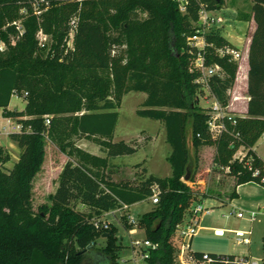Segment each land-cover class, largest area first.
I'll use <instances>...</instances> for the list:
<instances>
[{
	"label": "trees",
	"instance_id": "obj_1",
	"mask_svg": "<svg viewBox=\"0 0 264 264\" xmlns=\"http://www.w3.org/2000/svg\"><path fill=\"white\" fill-rule=\"evenodd\" d=\"M33 1L0 0V34L9 45L0 51V110L23 126L10 134L22 151L9 171L2 164L10 156L0 146V264H119L124 246L117 227L97 228L92 214L78 210L77 204L96 212L121 209V219L131 228L123 205L150 198L155 188L158 203L137 223L153 245L145 249L146 261L178 264L172 239L196 197L183 179L191 160L190 142L196 151L200 145L216 146L214 165L227 170L236 185L254 181L264 186V159L254 150L264 133V0H251L250 12L237 8L239 20L253 17L257 25L249 47L248 108L244 116L235 114V123H228L229 132L219 138L210 132L209 108L200 105L203 85L197 82L200 72L190 70L196 52L188 37L196 30L201 8L237 7L239 0H187L185 12L177 0H50L41 22ZM73 19L77 27L71 36ZM18 20L21 35L13 23ZM40 28L54 39L47 56L37 36ZM206 38V63H217L224 71L209 78V91L227 106L239 64L217 49L236 46L219 32ZM14 91L27 94L23 110L9 109ZM131 91L147 94L137 114L166 127L172 147L169 177L148 174L140 183L114 182L112 170L106 174L101 169L108 158L137 151L124 140L113 141L117 108ZM73 135L97 138L106 158L76 148ZM48 140L68 159L50 203L35 210L34 181ZM241 147L247 152L243 161L234 157ZM237 195L234 189L230 198Z\"/></svg>",
	"mask_w": 264,
	"mask_h": 264
},
{
	"label": "rangeland",
	"instance_id": "obj_2",
	"mask_svg": "<svg viewBox=\"0 0 264 264\" xmlns=\"http://www.w3.org/2000/svg\"><path fill=\"white\" fill-rule=\"evenodd\" d=\"M227 4V3H226ZM228 5V4H227ZM225 6L224 18L228 20L229 26L225 29V34H239L242 39H246L249 26L240 23L237 18V12L234 9ZM50 7V6H49ZM48 10L44 9L42 13H34L39 21H42L43 14ZM20 21V20H18ZM223 32V31H222ZM37 36L40 41L41 50L44 56L51 52L53 44V36L45 32L42 28L39 29ZM11 44H15V38L10 35ZM72 45V42H70ZM8 49V43L6 42ZM244 56V47L239 46ZM242 60L238 61L241 67ZM239 71V68H238ZM237 71V72H238ZM237 78V77H236ZM236 82V81H235ZM245 82L239 81L234 83L233 87L228 91L229 99L232 100L234 94L243 95L240 100H237L239 110L245 108L244 96H247ZM13 95L10 108L12 110H23L26 106L25 96ZM200 105L207 108L214 102L209 88L203 86V89L198 94ZM146 93L139 91H131L123 95L120 104L117 108L119 112L118 123L114 132L113 141L132 142L138 152L125 156L117 157L116 159L108 158V165L103 167L102 171L108 173L112 168L116 182L129 181L131 183H140L141 179L148 176V172L169 177L172 175V167L167 159V155L171 152V145L166 141V130L163 122L151 118L143 117L137 114L139 109L143 108V101ZM20 123L17 118L7 117L0 110V146L9 154L10 159L2 164L5 171H9L13 165L19 160L21 149L10 138V134L3 131V127L11 130L16 124ZM21 124V123H20ZM74 146L81 151L101 158H106L107 151L105 146L94 137H80L73 135L71 138ZM258 152L264 157V138H260L256 144ZM191 170L193 180L186 181L190 184L193 192L197 196L202 195H219L222 198L208 197L204 201V206L208 208L202 217L201 225L205 226L199 229L192 241V249L196 252H207L216 255H230L239 253H250L251 259L257 260L258 264H264V213L257 216L254 222L249 221V212L243 209L244 218L237 216L238 210H235L226 203L223 199H228L230 194L235 189V178L230 176L227 170L218 169L213 162L216 153L214 145H200L197 151L189 145ZM197 152V153H196ZM78 153H75L76 156ZM197 154V155H196ZM67 154L63 153L53 142L47 141L46 158L42 170L36 176L34 181L33 191V206L38 210L39 206L45 203H50V195L55 192L58 186L59 174L67 161ZM254 184V183H253ZM253 184L247 183L244 190H251ZM247 195L245 194L244 197ZM196 198V197H195ZM194 198V199H195ZM156 204L152 202L151 197L140 201L127 210L135 220V223L140 220L144 213L155 208ZM78 210L86 213H91L93 220H102L110 225L117 227L118 240L123 244L124 248L120 254L119 264H148L145 256L146 245H137L135 242L140 240L142 243L145 240V233L139 229L136 224H132L131 228H136V231L131 233L130 228L126 227L121 219L119 210H109L103 212L92 211L89 207L83 204H77ZM234 210L236 212H234ZM200 225V224H199ZM209 227H223L230 229H251L252 244H238L236 235L232 232H226L224 235H217L214 229ZM175 245V260L178 264V245L180 243L179 232L176 230L173 236Z\"/></svg>",
	"mask_w": 264,
	"mask_h": 264
},
{
	"label": "built area",
	"instance_id": "obj_3",
	"mask_svg": "<svg viewBox=\"0 0 264 264\" xmlns=\"http://www.w3.org/2000/svg\"><path fill=\"white\" fill-rule=\"evenodd\" d=\"M179 3L180 10L182 12H185L187 9V0H177ZM50 6V0H34L33 1V9L34 13H42V11ZM23 12H25L23 10ZM224 13L219 12L218 10H207L206 8H201L199 12V18L196 21V30L195 32L188 37V44L191 47V50H195L196 57L192 60V65L190 70H197L200 72V76L197 79L198 83H201L203 86L208 85L209 78L214 75L222 76L224 74V71L222 69V66L215 63L208 65L206 63V52H207V34H210L212 32H219L223 36V30L226 29L227 26H229L228 20L224 18ZM14 24L17 25V28L19 29L20 35L23 33V27L19 21H14ZM71 36H73L75 29L77 27V21L76 19H73L71 21ZM226 37V36H225ZM227 38V37H226ZM228 39V38H227ZM230 40V39H229ZM231 41V40H230ZM232 42V41H231ZM233 43V42H232ZM234 44V43H233ZM6 41L1 37L0 34V51L4 52L6 48ZM235 45V44H234ZM232 46H222L217 49L220 56H229L234 61H239L243 57V53L238 48ZM211 94V92H210ZM14 95L17 96L18 92L14 91ZM212 95V94H211ZM212 99L214 102L208 106L209 108V114L210 119L208 122L210 132L213 136V138H219L222 134L225 132H229L228 123L232 122L235 123V114L232 113L229 108L232 104V100H240L241 95L234 94L232 97V100H229V104L227 106H223L214 96H212ZM46 123L49 124L50 120L49 117L46 116ZM22 124L18 123L16 124L11 130L9 128L3 127V131H5L7 134H11L13 132H20L22 131ZM239 136V134H236V137ZM261 138H264V133L261 136ZM234 157L240 161L245 160L247 157V152L242 147L238 149ZM246 165L251 168L252 166V159L247 158L246 159ZM259 173V170L257 169L254 172V175H257ZM264 182V177L262 179ZM254 182V181H251ZM257 183V182H255ZM260 184V183H258ZM262 185V184H260ZM263 186V185H262ZM159 193L160 191L158 188H155L153 190V194L151 196L152 202L154 204H157L159 201ZM194 202V201H193ZM130 206L127 204L123 205V209L127 211V209ZM119 210L121 212V209H114ZM208 211V208H206L203 203L196 202L192 203L190 208V214L187 219L182 221L177 226V231L179 232L180 236V243L178 245V261L180 264H258L257 260H252L251 258H245V256L241 255H235L233 258H229L228 256H221L217 255L214 256L207 252H196L192 249V241L194 236L199 231V224L202 218V215ZM210 211V210H209ZM208 211V212H209ZM236 212V211H234ZM264 212V203L257 208L249 211V221L254 222L257 219V216ZM237 216L239 218L244 217L243 211H238ZM127 217L129 219V222L131 224H136L135 220L131 216L129 212H127ZM94 224L97 228H109L110 224L106 221L102 220H94ZM136 228H132L130 230L131 233L135 232ZM227 231H233L236 235V242L238 244H249L250 241V235L252 234L251 229L249 230H229V229H215L214 232L217 235H224ZM137 245L142 246V244L148 246H153L152 243L149 240H144L142 243L140 240H137L135 242ZM147 257V254L144 256Z\"/></svg>",
	"mask_w": 264,
	"mask_h": 264
},
{
	"label": "crops",
	"instance_id": "obj_4",
	"mask_svg": "<svg viewBox=\"0 0 264 264\" xmlns=\"http://www.w3.org/2000/svg\"><path fill=\"white\" fill-rule=\"evenodd\" d=\"M251 5H252L251 0H244V1L243 0H239L238 3H237V7H232L230 5H227V6H229V8H231V9H234L236 12H237V8L243 9L246 12H250ZM225 6L223 8H221V9H218V11L224 13V11L228 10V9H225ZM239 21H240V23H243L245 25H248L249 26V29H250L248 31V34L246 35V39L245 40H243L242 39V35H239V34H236V35L231 34V35H228L227 36L225 34V30H223V34L228 39H230L235 45H237V46L238 45L239 46H242L243 45V47H244V56L241 59L242 60V63L240 65L241 67H239V71L237 72V78H236V82L235 83L237 84L239 81H242V83L245 82V88H246V91H247V88H248V72H249V68H250V66H249V47H250L252 35H253V33H254L257 25H256V21H255V19L253 17L250 18L249 20H239ZM146 96H147V94H146ZM241 96L243 97V95H241ZM244 97H245L244 98V100H245V108L242 109V110H239L238 109L236 100L235 101L232 100V104L230 105V108H229V110L232 113L237 114V115H242V116H244V115L247 114L249 96L247 94V96H244ZM9 109H11L10 108V105H9ZM164 128L166 130L165 125H164L163 129ZM166 141H167V138H166ZM128 143L133 144L132 142H128ZM254 150H255V152L260 157H262L264 159V157L258 152V150L256 148V145L254 146ZM136 152H138V150ZM171 152H172V148H171ZM171 152L169 153V155L171 154ZM169 155H167V157ZM120 156H125V155H120ZM120 156H116V157H113L111 159L113 160V159H116L117 157H120ZM111 170H112V180L114 182H116L115 179H113L114 178L113 168ZM148 174H153V173L148 172ZM154 175H156V174H154ZM157 176H159V175H157ZM160 177H162V176H160ZM247 183H250V184H253L254 183L253 184L254 187H252V189L251 190H248V191L247 190H244V187H245V185ZM247 183H243V184H240V185H236L235 184V189H236L237 194H238L237 197H235V198L228 197V199H223L226 203H229L230 206H232V208L235 209V210L243 211V209H245V210H247L249 212V211L257 208L258 206H260V205H262L264 203V186H262V185H260L258 183H255V182H247ZM245 194L247 195L246 197H244ZM208 197L222 198V196H219V195H211V194L202 195V196H197L196 195V198L193 199L194 202L192 201V203L201 202V203L204 204V201ZM192 203H191V205H192ZM134 204H136V203H134ZM134 204H132V205H134ZM132 205H130V207ZM262 213H264V212H262ZM189 214H190V210H189L188 214L186 215L185 219H187L189 217ZM202 219H203V217L201 218V221H202ZM204 227L205 226L201 225V223H200L199 229H203ZM209 228H211V229L213 228L215 230V229H222L223 227H209ZM130 229H132V228H130ZM225 229H229V230H237L238 229L239 230L240 228H237V229L225 228ZM240 230H247V229H240ZM228 232L234 233L233 231H228ZM250 241L251 242L249 243V245L252 244L251 237H250ZM234 255L247 256L248 258H251V256H252L250 253H247V252L239 253V254H234Z\"/></svg>",
	"mask_w": 264,
	"mask_h": 264
},
{
	"label": "water",
	"instance_id": "obj_5",
	"mask_svg": "<svg viewBox=\"0 0 264 264\" xmlns=\"http://www.w3.org/2000/svg\"><path fill=\"white\" fill-rule=\"evenodd\" d=\"M190 167H191V160H190V162L188 163V165L186 167V174H185V176L183 178L185 181L191 180V178L193 177L192 176V170H191ZM107 235H108V233L104 234V236H107Z\"/></svg>",
	"mask_w": 264,
	"mask_h": 264
}]
</instances>
